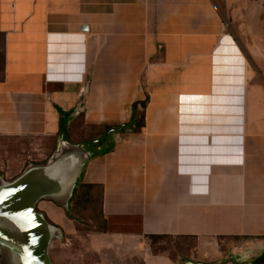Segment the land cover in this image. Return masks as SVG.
<instances>
[{
    "label": "crops",
    "instance_id": "1",
    "mask_svg": "<svg viewBox=\"0 0 264 264\" xmlns=\"http://www.w3.org/2000/svg\"><path fill=\"white\" fill-rule=\"evenodd\" d=\"M0 38V139L83 150L100 264L264 262V0H0Z\"/></svg>",
    "mask_w": 264,
    "mask_h": 264
},
{
    "label": "water",
    "instance_id": "2",
    "mask_svg": "<svg viewBox=\"0 0 264 264\" xmlns=\"http://www.w3.org/2000/svg\"><path fill=\"white\" fill-rule=\"evenodd\" d=\"M86 161L80 147L61 142L47 164L0 179V264H52L50 249L62 231L37 205L50 201L68 209Z\"/></svg>",
    "mask_w": 264,
    "mask_h": 264
},
{
    "label": "rangeland",
    "instance_id": "3",
    "mask_svg": "<svg viewBox=\"0 0 264 264\" xmlns=\"http://www.w3.org/2000/svg\"><path fill=\"white\" fill-rule=\"evenodd\" d=\"M2 40L0 38V57ZM1 70V58H0ZM80 130V128H78ZM77 132H79L77 130ZM82 132V134H84ZM87 132H89L87 130ZM76 140H80L76 139ZM56 143L50 141H39L32 138H22L18 140L0 139V179L11 181L28 165H45L57 151ZM20 157H22L20 159ZM19 162V163H18ZM77 200V199H76ZM75 202V203H74ZM79 203V202H78ZM89 208L79 211L74 197L69 203L68 210L61 208L57 204H48L53 209L46 210L51 218H47L51 224L59 227L63 233L62 238L56 241L50 249L52 264H100V253L94 249L92 236L95 232L101 231L102 223L99 215V198H90ZM47 203H38L37 211L45 215L44 206ZM71 204H74L71 207ZM81 207L85 205L80 201ZM40 208V209H39ZM71 222L61 220L59 213L69 212ZM46 216V215H45ZM197 243L195 240H175L169 238L148 240L147 249L154 255L166 254L172 259L181 258L179 264H183L185 258H191ZM223 253L228 252L227 247H220ZM231 255H226L229 258ZM119 257V256H118ZM126 264H144V253H135L122 256Z\"/></svg>",
    "mask_w": 264,
    "mask_h": 264
},
{
    "label": "trees",
    "instance_id": "4",
    "mask_svg": "<svg viewBox=\"0 0 264 264\" xmlns=\"http://www.w3.org/2000/svg\"><path fill=\"white\" fill-rule=\"evenodd\" d=\"M79 197H80V196H79ZM262 263H264L262 260L258 261V264H262Z\"/></svg>",
    "mask_w": 264,
    "mask_h": 264
},
{
    "label": "flooded vegetation",
    "instance_id": "5",
    "mask_svg": "<svg viewBox=\"0 0 264 264\" xmlns=\"http://www.w3.org/2000/svg\"><path fill=\"white\" fill-rule=\"evenodd\" d=\"M51 223V222H50ZM63 236V235H62Z\"/></svg>",
    "mask_w": 264,
    "mask_h": 264
}]
</instances>
